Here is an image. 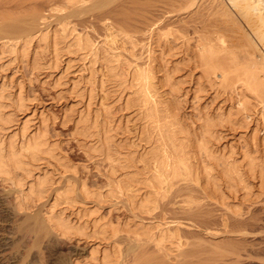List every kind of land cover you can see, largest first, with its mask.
Returning <instances> with one entry per match:
<instances>
[{
    "label": "bare ground",
    "instance_id": "6f19581e",
    "mask_svg": "<svg viewBox=\"0 0 264 264\" xmlns=\"http://www.w3.org/2000/svg\"><path fill=\"white\" fill-rule=\"evenodd\" d=\"M142 1L135 0V4L139 6ZM83 2V0L67 1L70 6ZM157 3L161 4L159 8L161 13L145 19L149 24V28L145 32V40L141 46V55H146V62L142 67H139V65L131 67L129 64H122L123 61L121 62L118 59L119 53H115L118 48H115V46L120 47L119 43H117L118 33L117 35L115 34L108 22L103 24L105 34L102 41L98 43L96 40L94 42L91 38L85 36L84 30H81L84 32L76 33L77 29H73L74 27L70 29V26L61 18L58 20L57 28H55L56 25H54V28L44 29L40 27L31 36H23L15 40H2L0 42V57L4 55L5 58L9 55L14 56V59L12 58L11 60H15L20 54V56L26 57L25 55H27L33 42L36 44L41 43L40 45L43 44L44 46L50 43H48L49 39L52 40L53 52H56L53 55L57 56L66 54V52V55L82 52V54H85L84 56H94V59H96V55L102 54L101 52H108L107 55H115L113 57L116 60L112 59L109 61H114L115 65L113 64V67L109 65V69L111 68V71H115L113 72L115 78L112 76L113 74H110L114 78L115 83L120 85L117 87L118 90L121 88L119 91L122 93L126 90L131 91L126 98L125 108L137 109L138 112L136 113L140 115V118L138 116L139 120H142V123L144 122L143 127L140 128V139H138L139 141L143 140L141 141L144 143L142 146L143 151L142 153L140 152L139 158L137 157L138 163L143 168H141L142 171L132 172L134 171L133 168H135L133 163L136 162L134 161L135 158L132 157L134 155L131 153V155H125L126 151H123L125 152L123 154L120 145H115L114 142L111 143L108 140L110 135L108 133V125L110 123L108 120L99 125L100 122L97 121L98 115H96L92 122L93 129L90 130V128L88 129L89 126L84 125L89 122V114L81 115L77 119L73 134L82 135L83 137L88 135L90 137L96 136L102 139L97 144L85 145L82 148L85 151L88 149L95 153L103 154L104 161L107 164L106 172L109 171L107 172L108 178L106 177L108 180L107 186L102 190L103 192L107 191L105 192L106 194L102 191L97 192L94 189H90L93 191L91 192L86 187L85 182L80 185L79 191L83 198L86 200L94 199L95 206L91 210L93 211L91 215L98 213L97 215L99 216L100 207L103 206V203L105 204L106 197H113V199L124 198L131 212L135 213L137 211L136 213L140 215L153 216L160 209L158 208L159 203L168 198L167 196L171 190L175 186H179V184H185V186L191 185L199 188L205 198L227 209L234 216H242L243 203L246 202L249 206L255 204L264 205V0H160ZM52 10L59 14L63 11L59 7H54ZM45 20L46 18L43 17L41 24H44ZM162 24L165 26L161 27ZM187 28H190L189 32ZM119 34L121 35V33ZM122 35L124 37L127 36L125 34ZM123 36L119 37L120 41ZM129 38L128 40L131 39ZM125 40L122 42L133 44V42ZM177 42L178 47L176 45ZM154 43H163L168 55H192V57L187 59V63H190L195 70H199L200 84L203 81L201 85L206 87V89L208 87L210 89L215 88L216 91L217 89L221 90L224 92L222 94L226 93V95L230 96L229 111L227 113L220 112L215 114V116L204 114L198 118V126L196 128L185 127L178 113L181 107L180 104L178 106L180 101H177L180 86L178 81H174L175 75L173 76V74L183 70L180 68L184 66H173L175 68H171L172 71L165 75L166 79L164 80L166 81L160 83L159 87L166 86L168 88L167 98L157 92L154 69L150 65L153 62V59L151 60L153 58L152 55L155 54L152 46ZM159 44H157L158 48ZM121 45L123 46V44ZM175 45L179 50L174 53L171 51ZM122 46L118 48L119 50L121 49L120 52L124 51ZM40 50H44V47ZM58 60H60V57L57 58ZM120 63L122 66H126V68L122 67L125 68L122 69V74L120 72L122 70L119 69L121 68ZM183 64L185 65V63ZM131 68L132 71H128ZM117 70H119L121 75L116 73ZM94 77L90 78L93 79ZM89 79H86L87 82L90 81L89 85L86 81L85 83L91 88L90 84H94L96 81L94 79L96 78L93 79L94 82ZM77 83V81H74L75 87H77ZM102 84L101 82L100 85ZM200 84L197 82L198 88ZM102 86L101 89H103ZM203 88L201 87L198 91H205L202 90ZM91 89L93 90V88ZM92 90H89L90 96ZM0 92L3 95L1 89ZM1 93L0 131H3L4 128L11 125L15 118L14 112H11L15 110L11 109V105H16L17 112L21 114H23L24 110L26 111L24 108L27 106L24 107V99L20 92L17 93L15 101H10L11 98L8 96L9 102H7V98H4L6 101L3 100ZM122 93L119 100L124 96V93ZM17 121L18 128L16 132H20L22 137V142L20 143L21 152H18L21 156L19 155V157L28 155L33 162H39L48 157L61 165L60 156L55 154L53 148L55 145H48L47 141L44 140V137H46L44 128L46 119L44 116H41V129L36 125L31 126L29 116L23 120L17 118ZM81 123L84 126L79 127ZM226 124L230 125V131L235 132L234 134L238 136L239 140L236 145L234 142L230 143L228 155L219 153L218 147H216L219 141L218 129H221ZM97 125L100 126L98 129ZM9 128L10 126L5 130L8 131ZM14 135L11 137L13 138ZM13 142L15 141H11L8 145L11 149L8 147V150L11 152L8 151L7 156H5L6 154L3 150V142L0 143L1 177L8 175V166L6 167L8 164H6V161L9 158L18 159L16 157L18 154L13 151ZM118 146L121 150L117 148ZM69 168L76 176V166L71 165ZM120 171L123 172L122 176L117 177ZM46 177L37 175L29 183L26 192L22 189L24 185L22 182L14 184L15 188H18V192L15 193L16 196L13 198L15 200V215L18 212L17 215L20 214L19 216L22 218L19 221L14 220L12 215L0 220V264H37V253L35 250L38 249L39 253L40 249L39 247L36 248L39 243H37V232L34 228L41 227L42 222H45L53 231L58 232V235L64 238H69L73 232L83 231L86 228L85 226L82 227V225V229L78 227L79 225L77 227L69 225L68 222L60 218L54 222V217H51L52 211L58 206V203L64 201L67 205L66 202L71 201L72 203H68L69 206L74 203L78 204L76 200L70 198L74 194L73 188L75 187L71 181L67 183L63 190L60 189L53 193L51 203L42 209V218L35 215V217L33 216L34 218L29 216L28 213L32 210L33 204L45 198L46 189L49 187ZM226 191L235 199V203L231 204L232 206L227 201ZM238 196L241 198L240 201L236 200ZM186 201L191 202V199ZM186 201L184 205L190 207L192 203L188 204ZM232 201L234 202V200ZM84 207L86 208V205L83 207L80 205V208ZM89 207L87 206V208ZM87 210L85 211L87 212ZM78 211L82 213L79 209ZM48 212L51 213L50 216ZM85 214L84 216H87ZM157 221L154 223L149 222L150 227L148 225L145 227V230L149 231H143L144 239L155 247L165 249L167 253L173 255L174 251L176 252L183 248L185 244L178 234L182 224L178 221ZM221 222L222 226L226 227L227 221H225L224 217H222ZM102 223L103 221H100V224ZM100 224L96 223V226ZM141 224L143 225L142 222ZM83 225H86V223ZM93 225L95 226V224ZM142 225H139V228ZM104 226L105 224H102L100 231H98L101 235L105 233L103 231L105 229ZM112 227L114 228L110 229L113 230L112 234H110L113 238L123 232L118 229L119 226L118 228L115 225ZM79 233L85 234L83 232ZM123 233L126 234L127 232ZM141 234L133 235L132 233L131 237L129 236L131 238L129 240L138 244L144 240ZM46 237L47 235H45ZM113 247L115 249L118 245L115 244ZM107 255L106 253L102 257L103 262L106 257L108 258L109 255Z\"/></svg>",
    "mask_w": 264,
    "mask_h": 264
},
{
    "label": "rangeland",
    "instance_id": "374dc122",
    "mask_svg": "<svg viewBox=\"0 0 264 264\" xmlns=\"http://www.w3.org/2000/svg\"><path fill=\"white\" fill-rule=\"evenodd\" d=\"M67 1L0 0V42L2 40H15L23 36H31L40 27L46 29L54 28V25H56L55 28H57L58 20L61 18V20L64 19L63 21L70 26V29L71 27L77 29L76 33L85 31V36H88L94 42L96 40L100 43L105 34L103 24L104 22H108L115 34L117 35L118 33L117 43H119L120 47L122 46L121 44L124 46V48L122 46L123 52H120L119 46H115V48L118 47L115 53H119L118 59L121 62L123 61L122 64H129L131 67L138 65L142 67L145 64L146 55H141V46L145 40V32L149 28V24L145 19L161 13V9H159L161 4L157 3L160 0H143L139 6L135 4V0H83V3L75 6H70ZM54 7H59L63 11L59 14L52 10ZM43 17L46 20L44 24H41ZM164 26V24L161 25V27ZM187 29L189 32L190 28ZM122 34L127 35L125 36L127 38ZM122 36L123 39L120 41L119 37ZM124 40L131 41L133 44H129L130 42L125 44L126 42H122ZM51 41L49 39L48 43H50L44 46L43 44L40 45L41 43L36 44L33 42L27 55H25L26 57L20 56L21 54L15 60H11L12 58L14 59V56L12 57L11 55L6 56V58L5 55L3 56L4 58L1 56L3 59L0 57V89L3 91V95L0 93L3 100L6 101L4 98H7V102H9V96L11 98L10 101H15L17 93L20 92L24 99V107L27 106L24 108L26 111L23 109V114L20 112L19 114L16 110V105H11V109L15 110H9L14 112V122L12 121L11 125H9L8 131L5 129L9 126L0 131V142L7 143L8 138L16 132L18 128L17 118L23 120L25 116H29L31 126L36 125L41 129V116H44L46 119L44 128L48 144H57L53 148L55 149V154L60 156V163H64L63 165L65 166L69 165V167L71 165L76 166V176L72 171L70 172L64 167H59L51 159H43L33 164L27 158L25 159L26 165H22L26 172L12 167V170L8 171V178L12 180L11 182L19 178L15 183L22 182L24 184L22 189L26 192L29 183L37 175L46 174V181L49 183L47 185L51 188L47 187L43 200L33 204L32 210L28 213L32 218L35 216L40 218L42 216V209L51 203L53 193L60 189L63 190L68 182H73L75 192L71 196L78 204L74 203L69 206L67 202L66 205L63 201L58 203L57 207L59 208L56 209V212H61L62 217L66 216L69 222H71L70 218H74L72 220L73 224L77 223V225H81L86 223L85 219L90 216L82 215L78 211L79 206L94 207L95 203L93 199L87 200L85 204H79L81 202V195L79 194L80 185L82 182H85L89 190L102 191L107 186V172L109 171L106 172L107 164L104 161L103 154L101 155L88 149L85 151L82 148L85 145L97 144L102 139L96 136L90 137L88 135L83 137L82 135L73 134L77 119L81 115L89 114V122L84 125L89 126L88 129L90 128V130L93 129L92 122L96 115H98L97 121L100 122L99 125L108 120L110 122L108 125V133L110 134L108 140L111 143L114 142L115 145H120L122 152L126 151L125 155H134L132 157L136 159H134L136 162L133 163L135 164V168H133L134 171L132 172L135 173L140 170L142 171L141 168H143L137 159L143 151L142 146L144 143L141 142L143 140L139 141L138 139H140V128L143 127L144 122L142 123V120H139L140 115H137V109L125 108L126 98L131 91L126 90L123 92L124 96L119 100L122 93L119 91L121 88L118 90L117 87L120 85L113 80L115 78L113 72L115 71H111V68L109 69V65L113 67L114 64V61H109L112 59L116 60L113 57L115 55H107L108 52H101L102 54L96 55L95 58H98L97 60L94 59V56H92L93 58L89 57V55H86L87 57L84 56L85 54H82V52L70 55H66L67 52L66 54L61 52L63 55L57 56L53 55L56 52H53ZM157 44L159 43L152 44L154 47L153 53L155 54L152 55L153 58L151 60L153 59V62L150 63L152 69H154L153 73L157 83V92L168 97V88L166 86L159 87L160 83L166 81L164 80L166 79L165 75L175 68L173 66H184L180 68L183 70L173 74V76L175 75L174 81H178V85L180 86L177 101H180L178 106L180 104L181 107L178 113L185 127L196 128L198 126V118L204 114L215 116V114L220 112L227 113L229 111L230 96L226 95V93L222 94L223 91L221 90L217 89L216 91L215 88H213L214 91L209 87L210 90L206 89V87L201 85L203 81L200 84L199 70H195L190 63H187V59L192 57V55H168L165 45L161 43L158 48ZM176 45L172 47L171 52L175 53L179 50L177 48L179 45L177 47ZM131 46L134 47L131 48ZM43 47L45 51L40 50ZM117 50L119 51L117 52ZM59 57L60 60L57 61ZM182 62L185 65L187 64V66ZM125 65L122 66L120 63L121 68L119 69H125ZM107 67L108 69L106 70ZM67 68L68 70H66ZM117 71L118 75H121L123 72L122 70L120 71L121 74H119V70ZM128 71H132V68ZM110 73L113 74L114 78H112ZM91 75L96 78H93L94 81L96 80L95 83L90 84L93 90L88 87L90 81H86V79L88 80L92 77ZM93 79H91V82H94ZM74 81L79 83H77V87H75ZM85 81L88 85H86ZM101 82L103 86L100 85ZM197 82L200 84L199 88ZM101 86L103 89H101ZM201 87H204L205 89L203 88L202 90L205 91L199 92L198 90ZM89 90H92L91 96ZM4 101L1 100L2 103ZM84 125L81 123L79 127ZM99 125H97V129L100 127ZM218 131L219 141L216 145L218 152L228 155L230 143L234 142L236 145L239 141L238 136L234 134L235 132L230 131V125L227 124L218 129ZM13 139L15 146L18 147L21 142L20 134L16 133ZM117 148L121 150L119 146ZM121 171L118 172L119 175L117 177L122 176L123 172ZM17 189L14 185L10 184V181L0 182V220L12 215L14 216V220L19 221L22 218L19 216L20 214L17 215L18 212L15 215L16 210H14L15 200L13 198L16 196L15 193L18 192ZM226 193L228 197L227 201L232 206L231 204L235 203V199L230 196L228 191ZM167 197L159 203L158 208L160 209L153 216L130 213L131 210L124 198L116 199L108 205L103 204L99 211L101 218H103L101 213L106 212L108 216L110 212L109 214H113L115 220L118 221L137 217L135 220L138 225H141L140 222L149 224V222L154 223L157 220L178 221L182 224L178 230V234L185 244L183 248H180L176 252L174 251L173 255L167 253L165 249L155 247L148 241L136 244V242H131L127 237L115 240V243L120 248L119 250L123 251L120 264H264V210H262L264 209V205L255 204L249 206L245 202L242 206V216H234L227 209L205 198L199 188L191 185L185 186V184L175 186ZM188 199H191V202L186 201ZM236 200L240 201V196ZM185 201L188 204L192 203V205L190 204V207L184 205ZM73 205L77 206L74 207ZM181 205L188 208H183ZM222 217L227 221L226 227L222 226ZM47 226L45 222H42L41 227L34 228L37 232V243H39L36 248L39 247L41 250L38 253V249L35 248L37 264H72L75 252L80 253L82 250L71 243L72 239H62L64 237H61ZM143 226H145L144 223ZM45 235H47L46 238Z\"/></svg>",
    "mask_w": 264,
    "mask_h": 264
},
{
    "label": "crops",
    "instance_id": "0c3cea01",
    "mask_svg": "<svg viewBox=\"0 0 264 264\" xmlns=\"http://www.w3.org/2000/svg\"><path fill=\"white\" fill-rule=\"evenodd\" d=\"M28 116H25L24 117V119L25 118H27ZM17 133V132H16ZM15 132H14V134H16ZM19 134H20V136H21V133L20 132H18ZM13 134V135H14ZM15 136V135H14ZM11 138V139H10ZM21 139H22V137H21ZM44 140L45 141H47L46 140V137H44ZM11 141H14V139L12 138V137H9L8 138V141H7V143L6 142H3V147H4V152H5V156H7V154H8V151L9 152H11L10 150V147L8 146L9 145V143ZM21 142H22V140H21ZM20 142V143H21ZM1 143V142H0ZM47 144H48V142H47ZM54 145L56 144V143H53ZM20 145L21 144H19V146L18 147H16L15 146V144H14V142H13V146H14V148H13V151L14 152H16L17 154H18V152L20 153L21 152V148H20ZM49 145V144H48ZM55 146H57V144L55 145ZM8 147H9V149L10 150H8ZM55 150V149H54ZM16 154V155H17ZM19 155L20 154H18L16 157H18V159H20V160H18L17 158L15 159V160H13V159H8L7 161H6V164H8V165H6V167H7V172L8 171H11L12 170V167L13 168H18V169H22L24 172H26V170L25 169H23V167L24 166H22V165H26L25 164V159H27L28 158V160H29V162H32L33 164H35L30 158H29V156L28 155H23L22 157H19ZM21 156V155H20ZM6 158V157H5ZM22 158V159H21ZM44 159H49L48 157H45ZM51 159V158H50ZM52 160V159H51ZM54 161V160H53ZM40 162V161H39ZM59 167H64L65 169H68L70 172H71V170L69 169V165H63L64 163H61V165H59L58 163H57V161H54ZM38 163V162H37ZM21 165V166H20ZM20 167V168H19ZM9 174V173H8ZM72 174V173H71ZM73 175V174H72ZM40 176H42V177H44V176H46V175H41L40 174ZM35 177V176H34ZM19 179V178H18ZM17 179V180H18ZM16 180V181H17ZM6 181H10V184H12V185H14V184H16L15 182L16 181H13V182H11L12 180L11 179H9L8 178V175L6 176V177H1L0 176V182H6ZM106 184H107V182H106ZM137 186V185H136ZM125 187H126V185H125ZM124 187V188H125ZM133 187H135V186H133ZM74 192H75V190H74ZM103 192V191H102ZM105 192H107V191H105ZM105 192H103L104 194H106ZM79 194H80V192H79ZM81 195V194H80ZM70 198H72V197H70ZM114 198H117V197H114ZM107 199V200H106ZM106 201H107V203H106V201H104L105 202V204L106 205H108V204H111V202H113V201H115L116 199H113V197H106ZM87 200H90V199H87ZM86 199H84L83 198V196L81 195V203H85L86 201H87ZM71 202V201H70ZM70 202H67V203H70ZM77 202V201H76ZM72 203V202H71ZM104 204V203H103ZM84 205H82V207H83ZM92 207V208H91ZM91 207H89V208H87V206H86V208L84 207V208H80V206H79V210L81 211L82 210V213L83 212H85L86 214H87V216H89L90 215V217H87L85 220H86V225H83V224H81L82 225V227H86L84 230H86V231H79V232H83V233H85V234H81V233H79V232H73L70 236H69V238L70 239H72L71 240V243H73L74 245H76V247L78 248V249H81L82 250V252H75V254H74V256H73V258H72V264H120V260H121V257H122V252L123 251H120V250H118V247L117 248H115L114 249V247L113 246H115V244H117V243H115V240H119L120 238H123V237H127L128 239H131V238H129V236L133 233V235H138V233H142L144 230H145V227L148 225L149 226V224H145V222H142V223H144V225L145 226H143L142 224H141V222H140V224L143 226V228L141 229V227L139 228V225L137 224V221L135 220L136 218L135 217H133L134 219H121V220H115V218H114V216H113V214H109L108 213V216H107V214H106V212H103V213H101V215L103 216V218H101V216H100V214H99V216L97 215V213L95 214V215H97L98 216V218H97V216L96 217H93V216H95V215H91V214H93V213H91V212H93V211H91V210H93L94 209V207L93 206H91ZM57 208H59V207H57L56 206V208L54 209V211H52L53 213H52V215H51V213H49L48 212V215L50 216L51 215V217L53 216L54 218H53V221L55 222V220H58V218H60V219H62V220H65L66 222H68L69 223V225H73V226H75V227H77L78 225H77V223L76 224H73V219L74 218H70L69 220L71 221V222H69L68 221V219H67V217L65 216L64 218L62 217V213L61 212H59V213H57L56 212V209ZM100 208H102V206L100 207ZM86 209H88L87 210V212L89 213H87L85 210ZM61 211V210H60ZM137 212V211H136ZM135 212V213H136ZM85 213H83V215L85 214ZM130 213H132V214H135L134 212H131L130 211ZM140 213V212H139ZM54 214V215H53ZM85 214V215H86ZM110 215V216H109ZM107 216V217H106ZM132 217V216H131ZM96 218V219H95ZM100 218V219H99ZM95 219V220H94ZM75 220H76V217H75ZM93 221H94V223H93ZM99 221V222H98ZM100 221L102 222L103 221V225L105 224V226H104V228L105 229H103V231L105 232V233H103L102 235L98 232V231H100V227L102 226V224H100ZM105 222V223H104ZM96 223H99L100 225L99 226H96ZM93 224H95V226L93 225ZM117 224H119L118 226H119V228H118V226H117ZM81 225L79 224V226L78 227H80L81 229H82V227H81ZM116 226L120 231L122 230L123 232H127L126 234L128 235H126V234H124L123 232H120L118 235H117V237H111V232L113 231V230H110V229H113L114 227H112V226ZM150 227V226H149ZM148 227V228H149ZM94 228H96V230H94ZM98 228V229H97ZM102 229V228H101ZM147 229V228H146ZM97 231V232H96ZM128 231H130L129 233H128ZM146 231V230H145ZM147 231H149V230H147ZM146 231V232H147ZM89 232H90V234H89ZM132 232V233H131ZM77 233H79V234H77ZM98 233V234H97ZM111 233V234H110ZM134 233H136V234H134ZM57 234H58V232H57ZM99 235H101V236H99ZM133 235H132V237H133ZM142 236H143V239L145 238L144 237V232H143V234H141ZM62 237V236H61ZM131 237V236H130ZM62 239H65V238H62ZM130 241H132V240H130ZM143 241H147V240H143ZM135 243V242H134ZM118 245V244H117ZM118 251H119V253H118ZM105 253V255H106V253L109 255H107L108 256V258L106 257L105 259H104V262L102 261L103 260V258L102 257H104L103 256V254Z\"/></svg>",
    "mask_w": 264,
    "mask_h": 264
}]
</instances>
